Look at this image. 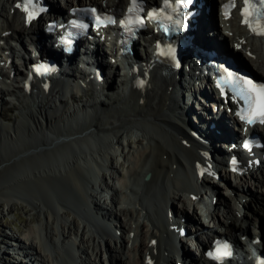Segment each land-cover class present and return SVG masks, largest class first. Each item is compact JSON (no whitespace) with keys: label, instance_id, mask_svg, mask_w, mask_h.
I'll use <instances>...</instances> for the list:
<instances>
[{"label":"bare ground","instance_id":"6f19581e","mask_svg":"<svg viewBox=\"0 0 264 264\" xmlns=\"http://www.w3.org/2000/svg\"><path fill=\"white\" fill-rule=\"evenodd\" d=\"M70 1L57 0L59 4L52 7L56 11L57 7L66 6ZM92 1L103 8L114 10L126 0ZM20 2L0 0L2 42H6L7 33L15 42L20 40L21 35L29 39L43 35V21L29 24L21 8L15 7ZM238 23L239 18L234 15L222 21L223 28L221 24L218 25L219 34L239 50L233 53L234 56L235 53L245 57L250 54L245 64L255 74L264 75V41L250 37ZM190 34L194 36L195 32ZM199 42L198 37L194 36L193 45L201 46ZM104 44L114 46V42L107 36ZM97 46L100 49L101 44ZM147 47L143 48L146 59L140 60L139 67L136 70L129 67L128 78L126 74L118 76L120 88H130V91H119L115 100H108L105 93L113 86L107 78V69L102 68L99 71L103 80L100 82L91 78L98 84L95 83L96 86L90 91L83 92L89 98L79 105L71 101L73 97H70L69 102L68 95L55 93L53 88L43 93L39 88H32L30 93L33 95L26 98L18 87L10 86L6 80L0 85V104H4L3 96L19 100L15 122L0 125V199L7 204L14 198L29 199L35 224L25 238L29 240L27 247L39 264H105L102 252L106 253L108 264L166 262L173 255L172 241L178 236L170 228L167 206H174L180 201L190 209L195 203L188 198L181 199V196L192 194L201 203L203 208L200 209L207 212V193L210 189L217 193V201L230 220L229 230L236 229L247 234V227L255 221L263 231L264 168L250 175L256 192L263 191L260 194L251 193L247 187V193H239L245 187L241 183L240 186L230 188L228 197L211 188L210 179L206 175L200 176L196 163L197 144L189 137V131L185 128L186 116L179 109L178 99H181L182 94L175 91L173 86L177 74L167 69L162 77L155 79L154 73L160 70L156 71V67L154 71L148 70L152 52ZM8 51L13 49L9 47ZM110 51V59L115 61L111 68L117 74L115 70L123 64L117 60L118 50L113 48ZM185 63L182 59L181 70ZM55 73L72 76L62 67ZM192 82L191 77L186 79L185 87ZM102 85L106 87L105 90L100 87ZM180 87L179 82L176 89ZM76 92L80 90L76 88ZM186 105L192 114L193 105L187 102ZM0 119L7 120L2 117ZM189 123L191 131H195L192 118ZM126 134L133 136L135 144L139 145L130 159L122 151L124 145L121 141ZM198 135L203 137L200 133ZM186 142L190 144L189 147ZM201 148L203 153H209L210 156L216 157L218 154L214 147L203 149L201 145ZM116 154L122 156V163H126L125 175L119 176L116 171ZM216 162L219 168L223 167L219 159ZM102 168L113 174V181L118 180L117 184H104L110 193L111 213H104L106 206H101L92 194L100 189L97 184L99 176L96 175H99L97 171ZM147 174H150V178L144 181ZM65 186L70 193H77L79 202L76 206L70 199L71 194L63 190ZM201 190L204 194L200 196ZM36 192L47 196V205L35 197ZM241 198L249 201L248 207L241 202ZM123 199L128 201V207L122 203ZM254 201L259 203V210L252 209ZM79 204H82V208L78 207ZM92 206L96 212L108 218L113 213L112 218L117 220L114 229L120 231L119 237H113L108 228L98 224L99 219L91 212ZM85 214L88 218H83ZM193 216L191 219L198 220L201 226L195 210ZM140 217L142 222H139ZM250 217L254 221L249 220ZM53 221L60 222L56 233H52L49 227L50 223L54 225ZM8 240L14 244L6 245L0 239V245L6 247L0 251V256L6 252L7 246L13 249L20 247L21 242L17 238Z\"/></svg>","mask_w":264,"mask_h":264},{"label":"rangeland","instance_id":"374dc122","mask_svg":"<svg viewBox=\"0 0 264 264\" xmlns=\"http://www.w3.org/2000/svg\"><path fill=\"white\" fill-rule=\"evenodd\" d=\"M112 86H113L111 88L112 93L107 94L109 96L108 100H110V99L115 100L117 97V94L119 92V89L117 88L118 86H116V84L112 85ZM85 96H87V95L80 96L79 94H77V95L74 94L72 96L73 99L71 100L70 98H68V101L71 100L73 103L76 102L79 105V104H82L83 101H85L89 98V97L87 98ZM6 97H8V96L3 97L4 104L3 105L0 104V118L2 117V118H5L7 120L3 121L0 119V125L3 123L5 125H10L7 123L8 122L14 123L15 118L16 119L18 118V116H17L18 111L16 110V108H18V105L7 102L8 100ZM108 100H106V101H108ZM129 141L131 142L130 144H132V146L128 145V149L130 150V152L126 157L127 159H130L132 156H134L137 149L139 148V145L135 144V142H134V137L130 136L129 134H126L122 138L121 142H123V145H126V144H128ZM125 151H126V148H125ZM116 157H118V158H117V161H115V168H116V171L119 172V176H120V174L123 173V171H124L123 166L125 167L126 163H122L123 166L121 164H118L120 162V159L122 158V156H119L118 154H116ZM97 172H99V175ZM97 172H94V173H97L96 176H99V181L97 182V184H98L100 189H98V191H96V192H92V194H94V196L96 197V200L98 202H100L99 204L102 205V203H107V200H106L107 191L104 189L103 185L104 184L110 185L114 179L112 178V176H113L112 173L110 174L108 172L110 175V177H109L107 172L106 173H103V172L100 173V171H97ZM125 173H126V170H125ZM116 178L117 177L115 175V179ZM113 183L117 184L118 180L116 179L115 181H113ZM209 184H211V181H209ZM242 184L245 186L246 185L248 186V184H251V181H249V183H248V181L246 180L245 182L243 181ZM63 190H66V192H69V194H71L70 199L74 203L73 205L76 206V203L79 202V201H77L78 200L77 193H75V192L70 193V190L67 186H65L63 188ZM38 192H36V195L34 194L35 197L47 205V201H48L47 196H45L44 193H38ZM260 193H262V192H260ZM74 194H76V195H74ZM21 198H23V197H21ZM29 203H30V201L27 198H24V200L14 198L12 201L9 202V204L4 202V200L0 199V239H2L6 245L14 244V243H11L10 240H8V239H12V238H17L18 241L21 242L20 243L21 247H25V246L27 247V245H29V240L25 237H26V235H28L30 229L35 224V218L32 214V211H31L32 208L30 207ZM251 205H252L251 207L253 210H259V208H260L259 203L258 202L256 203V201H254ZM78 207L82 208V204H79ZM73 208L75 209L74 206H73ZM75 211H76V209H75ZM110 211H112V210L110 209ZM83 218H88V217L85 214L83 216ZM140 219H141V217H140ZM140 219H139V222H141ZM163 220H164V216H163ZM53 222H54V225H52L50 223L49 227H50L52 233H56V231L58 230V227H60V222L59 223L57 221H53ZM4 249H6V247L4 248L3 244L0 245V251H2ZM11 249H12V247L10 248L9 246H7L6 252H2V255L0 256V264H3V262H5L6 264H17V262H18L17 257L12 255L11 256L12 258H10L9 257L10 255H8V253L11 252L10 251ZM14 257H15V259H14ZM12 262H14V263H12Z\"/></svg>","mask_w":264,"mask_h":264},{"label":"snow or ice","instance_id":"6c2138e0","mask_svg":"<svg viewBox=\"0 0 264 264\" xmlns=\"http://www.w3.org/2000/svg\"><path fill=\"white\" fill-rule=\"evenodd\" d=\"M167 2V0H166ZM187 3H191V0H186ZM257 2L259 4L264 5V0H257ZM32 0H24V4L25 7L23 8V11H25L26 13H28V19H32L34 18L33 13L29 12L27 5L31 4ZM243 3L245 5H249L250 3H252V0H243ZM15 7L17 9L21 8V4L17 3L15 5ZM41 11H43V9H41ZM131 11V9H130ZM253 13L248 9V8H242L241 9V15L242 16H251ZM149 15L151 16V13H149ZM227 15V13H226ZM174 26L177 27H183V25L179 22V21H174ZM242 24H247L248 27L250 28L251 31L256 32V28L253 27L249 21L247 19H244L241 21ZM81 27H85V26H81ZM259 35H264V27L260 28V31L257 33ZM167 55L175 60V49L171 48L169 50V52L167 53ZM178 66V64H177ZM225 72L227 73V76L229 78H231L233 76V73L228 71L227 69H225ZM141 84H143V81L140 82ZM224 83H227V81H224ZM247 85H249L250 87L245 88L244 84H242L239 80V78H237L236 81V89H235V95L239 96L241 100L244 101V103L246 105H248L250 108H252V115L253 116H260V117H264V83H260V84H256L251 80H247ZM252 93H255V95L253 96ZM253 105H255V107L253 108ZM237 116L240 117V119L242 121L247 120V123H253V119L248 118L246 116H243L240 114V112L236 113ZM261 123H264V119L260 120ZM245 147H248L247 144H245ZM233 164L236 163L235 160L232 161ZM153 243H155V241H153ZM216 247L213 250H210L206 253V255L211 258L214 261H220L221 257H230L231 256V252L229 251L230 249V245L227 244L226 242H221V241H217L216 242Z\"/></svg>","mask_w":264,"mask_h":264}]
</instances>
